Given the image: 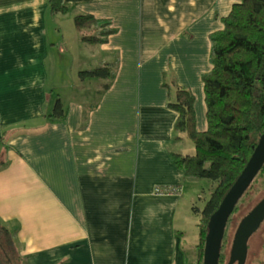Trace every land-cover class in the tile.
Returning <instances> with one entry per match:
<instances>
[{
  "label": "crops",
  "instance_id": "obj_1",
  "mask_svg": "<svg viewBox=\"0 0 264 264\" xmlns=\"http://www.w3.org/2000/svg\"><path fill=\"white\" fill-rule=\"evenodd\" d=\"M233 1L65 0L72 18L116 27L92 43L75 23L67 35L50 0H0V222L26 264H186L179 227L197 232L186 215L203 194L171 160L177 111L162 79L193 90L205 128L209 33ZM83 42L97 44V64L116 62L101 94L76 70ZM57 97L67 111L51 119Z\"/></svg>",
  "mask_w": 264,
  "mask_h": 264
},
{
  "label": "trees",
  "instance_id": "obj_2",
  "mask_svg": "<svg viewBox=\"0 0 264 264\" xmlns=\"http://www.w3.org/2000/svg\"><path fill=\"white\" fill-rule=\"evenodd\" d=\"M66 8L65 0H50L52 12H63ZM73 18L78 30L90 31L84 33L83 38L92 43L106 41L116 29L110 19L90 12H78ZM221 19L223 26L209 33L210 67L201 74L206 105L205 128L196 126L193 90L165 74L162 79L168 90L166 104L177 111L172 139L179 141L186 135L194 143L193 152L171 150V160L186 176L207 177L213 181L207 199L204 194L197 197L198 200L205 199L203 205L200 206L196 199L192 203L198 226L197 258L186 264H202L210 214L246 164L264 130V0H235ZM115 64V61H104L93 68L79 70V76L101 78L103 82L98 89L101 94L115 76ZM66 111L64 102L57 97L49 115L51 119H59ZM0 141H4L3 133ZM2 162L0 158V164ZM261 171H264V163L257 174ZM223 256L224 252L219 258L223 259ZM0 264H26L15 229L2 222Z\"/></svg>",
  "mask_w": 264,
  "mask_h": 264
},
{
  "label": "rangeland",
  "instance_id": "obj_3",
  "mask_svg": "<svg viewBox=\"0 0 264 264\" xmlns=\"http://www.w3.org/2000/svg\"><path fill=\"white\" fill-rule=\"evenodd\" d=\"M55 17H60L63 29H65L68 36H70V29L68 28L70 25L71 27L74 26V20L70 14V11H57L55 13H52ZM82 46H78L72 50L73 52H76V59L75 63L77 65V69H87V68H93L97 66V55L99 54V49H97V44H91L89 42H83ZM97 54V55H96ZM94 55V56H93ZM86 57V60H81L82 57ZM87 63V64H86ZM85 79V83L82 84L85 88H87L92 94L96 93V90L101 86L102 79L97 76H88ZM176 147H179L180 151L182 152H193L194 151V143L193 141L186 135L182 137L181 140L177 142ZM179 151L178 149H175ZM199 181L195 184L198 188V192H201L204 194V198L207 199L209 196V190L211 189V185L213 183L212 180H210L207 177H199ZM251 187L242 194L240 199L238 200V206L236 207V210L232 212V215L230 217V222H228V226L225 229V242L224 246L222 245V249L224 251V256L220 264H227L228 255H229V247L232 241L234 229L236 227V224L239 220V217L247 212L248 209H250L257 201L258 199L264 194V171H261L259 174L256 175V178L252 181ZM189 190H194V185H190ZM205 199L201 198L198 200L196 196L197 203L201 206L203 205ZM186 210H182L178 217L182 218L185 215ZM192 211H187L186 217H190L191 219H196V214L192 213ZM196 216V217H195ZM190 222V219H188ZM184 227H179L181 229H186L184 234H182V245L185 248L186 251V261L193 263L197 258L196 253V245L195 241L197 240V232L196 225L194 223L185 224L183 223ZM258 237L256 238L257 241H252L251 247L248 249V260L246 264H255V260H259L257 264H264V258L260 257L262 256L261 250L262 246L264 244V224L263 226L258 229ZM256 258V259H255Z\"/></svg>",
  "mask_w": 264,
  "mask_h": 264
},
{
  "label": "water",
  "instance_id": "obj_4",
  "mask_svg": "<svg viewBox=\"0 0 264 264\" xmlns=\"http://www.w3.org/2000/svg\"><path fill=\"white\" fill-rule=\"evenodd\" d=\"M264 163V130L254 146L246 164L224 194L217 208L210 214L205 235L202 264H218L222 238L227 220L238 200L250 185ZM264 218V197L240 219L232 239L229 261L243 264L247 253V240Z\"/></svg>",
  "mask_w": 264,
  "mask_h": 264
},
{
  "label": "flooded vegetation",
  "instance_id": "obj_5",
  "mask_svg": "<svg viewBox=\"0 0 264 264\" xmlns=\"http://www.w3.org/2000/svg\"><path fill=\"white\" fill-rule=\"evenodd\" d=\"M254 179H255V177H254ZM254 179H253V180H254ZM253 180H252V181H253ZM251 183H253V182H251ZM251 183H250V185L247 187V189H249V188L251 187V185H252ZM247 189H246V190H247ZM263 197H264V194H262V196L258 199V201H259L261 198H263ZM258 201H257V202H258ZM257 202H256V203H257ZM256 203H255V204H256ZM255 204H254V205H255ZM254 205H253V206H254ZM253 206H252V207H253ZM252 207H251V208H252ZM251 208H250V209H251ZM250 209H248L247 212H248ZM232 212H233V211H232ZM247 212H245V213H247ZM245 213H244V214H245ZM244 214H242V215L239 217V220H238V222H237V224H236V227H237V225H238L240 219L242 218V216H243ZM263 224H264V218L260 221V223L258 224V226L253 230V232H252V233L250 234V236L248 237V240H247V251H248V249L251 247L252 241H254V240L257 241L256 238L258 237V233H259V230H258V229H260V228L263 226ZM236 227H235V229H236ZM235 229H234V232H235ZM233 235H234V233H233ZM223 238H224V240H225V232H224ZM223 238H222V244H221V248H220V254L224 252L223 249H222V245L224 246V242H225V241H223ZM232 239H233V237H232ZM231 244H232V241H231ZM231 244H230V247H229V255H228L227 264H237V260H235V261H233V262H230V261H229ZM261 254H262V256L260 257V259H261V258H264V244H263V246H262ZM219 256H220V255H219ZM248 259H249V258H248V252H247L243 264H246V262H247ZM255 259H256V258H255ZM221 261H222V259L219 258V259H218V264H220ZM258 262H259V260L256 259V260H255V264H257Z\"/></svg>",
  "mask_w": 264,
  "mask_h": 264
}]
</instances>
